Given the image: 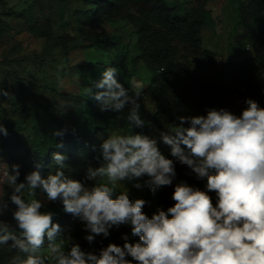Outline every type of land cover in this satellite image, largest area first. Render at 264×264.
I'll return each instance as SVG.
<instances>
[{"label": "clouds", "instance_id": "9594fccd", "mask_svg": "<svg viewBox=\"0 0 264 264\" xmlns=\"http://www.w3.org/2000/svg\"><path fill=\"white\" fill-rule=\"evenodd\" d=\"M117 71L107 67L93 85L100 91L88 88L87 96L99 102L101 111L119 113L130 105L128 124L143 127L141 92L129 95L115 78ZM0 95L9 93L0 88ZM245 103L239 115L213 108L206 115L178 116L176 123L152 135L109 133L100 145L103 162L87 169L85 180L93 182L91 186L62 170L46 177L32 171L25 182L17 183L19 165H12L4 175L12 188L9 199L16 206L12 215L19 232L0 219V245L12 241L10 246L26 256L13 257L12 264H264V108L251 98ZM0 133L7 135L2 124ZM159 143L168 146L171 156L205 185L202 190L185 181L176 183L171 195L174 204L166 210L158 207L148 216L143 211L145 200H131L128 190L113 195L123 181L134 182L136 189L147 188L153 195L173 185L175 163L162 154ZM65 159L53 154L59 169L65 167ZM26 189L30 197L39 189L48 201L62 202L64 212L83 223L89 243L99 235L108 237L109 230L120 225H129L138 241L129 242L124 234L122 246L110 243L98 255L85 252L71 237L61 235L54 213L42 211L39 199L24 198ZM7 208L0 197V216ZM45 241L47 250L41 255Z\"/></svg>", "mask_w": 264, "mask_h": 264}, {"label": "rangeland", "instance_id": "374dc122", "mask_svg": "<svg viewBox=\"0 0 264 264\" xmlns=\"http://www.w3.org/2000/svg\"><path fill=\"white\" fill-rule=\"evenodd\" d=\"M98 1L0 0V88L9 93V96L0 95V124L7 129V135L0 133V197L8 203L0 219L17 232L19 229L12 215L16 206L9 199L12 188L4 173L11 171L12 165H19L17 183L25 182V176L32 172L30 166L39 155V146L42 143L51 145L55 133L64 130L55 117L77 131H83L91 113L90 105L84 99L89 98L100 107L98 101L87 96V89L100 91L93 85L102 79L105 64L118 69L115 78L128 89L129 95H134V91L141 92L138 103L146 123L143 127L128 124L126 116L130 105L119 113L103 111L104 115L95 114L93 144L100 149L111 132L124 135L154 133L155 129L147 124L150 122L147 113L154 110V103L144 93L152 74L142 60L134 58L135 28L127 17L104 12ZM167 1L177 5L181 12L190 10L198 2ZM246 4L249 0L206 2V24L201 35L202 46L207 52L198 55L194 68L216 77L223 85L228 82L225 64L253 54L240 19V9ZM120 71H125L126 77ZM225 92L235 105L234 113L239 115L247 107L245 101L229 93L227 88ZM71 95L83 98L76 99ZM64 102L72 106L64 108ZM72 147L77 146L65 142L62 149L50 148L46 159L49 160L58 150L67 151ZM159 148L166 156L168 146L159 143ZM133 183L123 181L117 185L116 191L128 190L133 199H141L147 188L136 189ZM23 195L26 200L39 199L44 205L41 210L53 212L55 223L62 222V202L48 201L46 194L39 189L34 197L28 196L27 189ZM158 207L150 202L143 211L151 216ZM168 207L162 208L166 210ZM75 229V224L69 221L62 226L61 235L71 237L72 242ZM11 243L0 245V264H12L17 255L26 259L24 254L10 246ZM46 250L47 244L40 254L44 255Z\"/></svg>", "mask_w": 264, "mask_h": 264}, {"label": "trees", "instance_id": "16d2710c", "mask_svg": "<svg viewBox=\"0 0 264 264\" xmlns=\"http://www.w3.org/2000/svg\"><path fill=\"white\" fill-rule=\"evenodd\" d=\"M102 10L127 17L135 28L137 35L133 45L134 58L142 60L147 70L152 74L144 93L154 103V117L148 122L153 129L168 127L170 123H176V117L181 115H206L208 109H227L235 112V105L225 92L238 96L245 101L254 99L264 108V0H249L240 9V19L245 35L253 48V54L240 61L230 60L225 64L227 85H223L212 75H206L196 70L198 55L207 52L202 46L201 31L206 24L205 13L207 0H198L190 10L181 12L177 5H171L167 0H100ZM105 68L108 66L105 64ZM126 77L125 71H120ZM73 98L82 99L79 95H71ZM90 105L91 113L87 118V124L83 131L68 126L55 117L64 128L63 135L55 136L52 144L42 143L39 146V155L31 165V171H39L46 177L62 170L71 179L84 182L91 186L93 182L86 181L85 176L89 167H98L103 161L101 150L93 144L96 120L94 115H104L99 105L91 99H84ZM65 142L74 143L67 151H56L66 157L65 167L59 169L53 160V155L46 159L50 148L62 149ZM62 144V147H57ZM166 158L173 159L170 148H167ZM176 179L172 186L160 188L155 195L148 189L141 199L146 205L154 202L160 207L172 206L171 199L174 186L180 181L189 185L204 189L205 181L197 180L195 175L186 166L175 159ZM39 166V167H38ZM116 191L113 195H119ZM215 199L214 193H210ZM129 196V195H128ZM131 200L133 199L129 196ZM144 206V207H145ZM62 222L58 224L62 228L69 221L75 224L72 243H78L85 252L99 254L100 250L110 243L123 245L122 235L129 236V242L135 243L138 237L131 236L129 225L113 226L108 237L96 236L89 243L85 240L88 235L84 231V225L78 217L65 212L61 213ZM47 244V241H45ZM131 259V257H126ZM135 264V262H133Z\"/></svg>", "mask_w": 264, "mask_h": 264}, {"label": "water", "instance_id": "95a60500", "mask_svg": "<svg viewBox=\"0 0 264 264\" xmlns=\"http://www.w3.org/2000/svg\"><path fill=\"white\" fill-rule=\"evenodd\" d=\"M153 117H154V111H149V112L147 113V119H148L149 121H151V120L153 119Z\"/></svg>", "mask_w": 264, "mask_h": 264}]
</instances>
